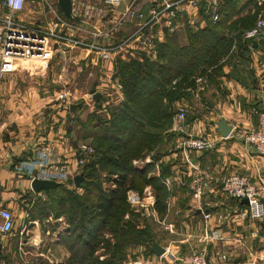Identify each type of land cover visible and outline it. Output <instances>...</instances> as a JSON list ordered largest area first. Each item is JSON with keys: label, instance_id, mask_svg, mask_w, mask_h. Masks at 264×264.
Returning <instances> with one entry per match:
<instances>
[{"label": "crops", "instance_id": "1", "mask_svg": "<svg viewBox=\"0 0 264 264\" xmlns=\"http://www.w3.org/2000/svg\"><path fill=\"white\" fill-rule=\"evenodd\" d=\"M144 2L145 7H148L147 2L149 1ZM262 2L264 0H259L257 3L261 5ZM186 9L189 16L193 15L190 8ZM182 15L183 18L175 23L174 30L169 32L163 27L162 32L156 33L158 44L162 43L169 33H178L179 43L185 44L186 29L192 28L190 20L194 24L196 22L194 17L191 18L186 13ZM200 18L202 22L197 27L203 28L205 18L201 16ZM228 30L226 34L232 39V45L222 60V74L217 79L219 89L218 86L210 87L204 98L209 104L208 111L205 114L198 113V117L193 119L186 115L188 120H185L183 133L174 132L171 123L170 128L163 134L161 143L154 151L132 162L135 170L146 171L147 180H159L163 200L160 204L162 208L160 214L157 213L155 204L154 209L146 210V213L141 205L137 208H130L133 212L131 220L137 222L139 229L147 225L150 228L152 240L165 250V254L159 258L146 252L144 254L146 257H143V252L147 248L131 245L124 251L126 256L123 254L121 257L125 260L123 264H177L172 261L171 255L177 257L191 249H201L203 245L197 241V236L200 235L204 225L200 208L209 216L206 222L209 228L218 230L223 238L222 242L205 247L211 264H243L250 260L254 262L256 260V264H264L263 225L244 217L242 213L245 205L223 196L216 184L206 187L200 204L194 200L190 189V179L186 177L185 155L176 149L179 140L187 135L200 136L209 133L218 139L220 135L216 131L215 123L219 120H225L233 129L242 131L249 132L257 127L256 112L260 108L264 82V42L254 41L256 46L249 47L248 42L242 39L243 33L246 32L245 29L237 26ZM88 56L86 53L82 61H85ZM94 60L92 57L91 63H95ZM104 64L110 71L109 64ZM20 70L4 77L0 92V208H7L13 213L16 217L15 227L26 212L30 213V198L35 200L45 198L44 192L35 194L31 191L29 177L16 172V168L34 157L38 149L47 144L56 154L63 157H70L71 148L81 141L95 145L92 138L83 139L79 136L81 127L77 121L85 122L82 120L83 115L79 114L81 109L77 106L74 110L63 108L62 111L57 110L56 112L54 110L56 106L51 105L53 103L51 100L40 99V102H32L28 96H25L28 94L27 91L22 93L17 86L18 77L21 75ZM95 93L100 95L97 101L104 99L101 92L96 90ZM85 105H88L87 102ZM186 105L188 108L191 107L189 102H185L183 106L186 107ZM175 106L179 107L180 103ZM187 158L192 164L212 173L215 178H221L233 172L247 175L252 179H256L259 175L264 176V158L258 156L251 146L239 141L232 133L227 139H218L214 150L190 152ZM162 167L166 171L165 175H161ZM74 170L75 168L71 166L70 172ZM48 179L60 183L56 177ZM143 187L150 190L155 202L157 193L152 184H146ZM134 215H139V218ZM64 218L61 216L55 219L49 213L48 216L42 218L43 225L47 223L54 226L44 231L40 230L39 222L41 221L38 217H35L33 221L30 220L28 225L33 226L23 227L22 232L20 231L17 235L19 241L22 240L19 236L23 234L29 236L27 239L29 247L25 248L26 246L19 242L13 251V254L18 257H14L24 259V256L28 255L30 260L28 262L25 260V264H69L73 251L69 246V226L64 222ZM124 219L128 220L129 215L127 214ZM158 222L168 226L170 231L164 230ZM13 234L11 237L14 236ZM11 237L0 236L1 264L4 262V255L10 250L8 241ZM106 237L110 238V235ZM110 241L113 243V240ZM102 250L104 252V249H96L92 257L98 261L106 258L103 256V259H100L99 252ZM131 250L139 252V256L128 257L127 253ZM216 251L226 253L228 260L226 262L214 260L213 255Z\"/></svg>", "mask_w": 264, "mask_h": 264}, {"label": "built area", "instance_id": "2", "mask_svg": "<svg viewBox=\"0 0 264 264\" xmlns=\"http://www.w3.org/2000/svg\"><path fill=\"white\" fill-rule=\"evenodd\" d=\"M46 2L48 14H55L53 10L58 7L56 0H22L19 8H13L9 0H0V92L4 77L11 75L25 67L29 62L42 64L52 58V45L67 47L69 50H78L92 55L93 59L110 64L111 70L108 72V86L106 91H100L105 97H109V91L114 93L113 103L108 99L101 100L100 112L110 104H118L124 100L122 87L114 79V68L117 60L128 61L138 59L141 54L155 59L158 38L156 34L162 32L163 27L167 30H174V25L178 19L183 18L185 12L189 16L186 8L191 9L194 16L203 15L210 22L219 19V6L221 0H148L149 5L145 7V0H71V20L64 16H56L55 26H62V30L43 31L41 28H34L20 19L24 14L28 4L40 5ZM57 11V10H56ZM202 11V14L200 13ZM192 27L196 24L190 20ZM49 24H47V27ZM75 33V36L70 35ZM243 41L252 46L253 41L264 42V11L258 15L252 28L242 35ZM199 81V80H198ZM176 80L171 82L175 85ZM92 93L91 103L95 107ZM57 101L68 110L71 102L65 92L58 93ZM104 102V103H102ZM257 127L252 131H242L233 129L232 134L239 141L251 146L255 153L264 158V82L260 108L256 112ZM186 112L183 106H179L173 116L172 129L174 132L183 133L185 129ZM231 135V134H230ZM219 140L223 138L218 137ZM218 139L210 134L200 136H183L176 144V149L185 155L187 166V176L190 179V189L192 198L199 204L208 185L219 188L221 194L227 198L241 202L247 200V205L242 213L246 218L262 224L264 227V176L259 175L252 179L247 175L236 172L230 173L221 178H215L207 170H203L192 164L187 158L190 152H208L216 148ZM71 156L63 157L54 152L50 145H44L36 152V155L16 168L19 174H25L30 181L34 178L40 180L54 181L48 179L56 177L60 183L71 181L74 175L79 172L92 160L96 154L94 145L91 142L81 141L74 148H71ZM75 168L70 172V167ZM73 183V182H72ZM126 201L130 208H137L140 205L145 210L154 209V200L150 190L144 189L142 193L128 190ZM204 218V225L197 241L203 245L201 249H191L183 255L177 257L170 256L177 264H211L205 247L209 244H217L223 241L218 230L210 229L206 223L209 220L200 208ZM148 212V211H147ZM26 218L29 214H24ZM16 217L7 208H0V236L10 237L14 231ZM164 230L170 231L168 226L163 225ZM264 243V235L262 236ZM160 256L159 258H162ZM103 259V257H100ZM213 259L217 262H226V253L216 251ZM243 264H256L254 261Z\"/></svg>", "mask_w": 264, "mask_h": 264}, {"label": "trees", "instance_id": "3", "mask_svg": "<svg viewBox=\"0 0 264 264\" xmlns=\"http://www.w3.org/2000/svg\"><path fill=\"white\" fill-rule=\"evenodd\" d=\"M232 4L226 0L219 6L218 21L205 18L203 28L186 29L184 45L175 33H169L156 46L155 59L141 54L138 59L117 60L114 78L122 87L124 100L109 106L105 114L94 111L91 119L77 121L81 127L79 136L92 138L96 150L82 170L84 179L79 188L69 191L62 185L44 192V199L29 201L31 207L44 203L40 219L49 215L48 208L55 219L66 218L73 251L69 264H120L124 249L131 245L145 246L146 252H150V228L144 225L139 229L137 222H132L126 192L134 189L142 193L144 185L152 184L157 193L156 211L160 214L163 191L158 179L147 180L146 171L135 170L132 162L144 158L161 143L171 126L175 105L192 101L198 78L205 77V82L219 89L222 60L232 45V39L223 30L239 26L247 31L256 21L252 24V18H243L228 24L230 17L235 16ZM224 24L228 26L223 27ZM173 80L176 84L172 86ZM100 104V100L95 101L98 112ZM165 173L162 167L161 175ZM127 214L129 219L125 220ZM100 248L109 254L102 262L92 257Z\"/></svg>", "mask_w": 264, "mask_h": 264}, {"label": "rangeland", "instance_id": "4", "mask_svg": "<svg viewBox=\"0 0 264 264\" xmlns=\"http://www.w3.org/2000/svg\"><path fill=\"white\" fill-rule=\"evenodd\" d=\"M47 1L48 4H50V1L49 0ZM225 1L226 0H221L220 5L222 6V3H224ZM227 1L233 2L231 6V10H233L232 12L233 14H235V16L230 17V19L228 20V24L234 23L235 20L236 22H238V20H242L243 18H252L253 19L252 24H253V22L257 19L258 15L261 14L262 10L264 9V2H262L261 5H258L257 2L259 0H227ZM147 3L149 5V2ZM56 10L55 9L53 10V13L55 14H48V8L46 2L44 1L40 2L39 6L37 5V2H35L34 4H28L24 14L20 16V19L34 28H41V30L43 31L50 29L59 32L60 30H62L63 27L60 25L55 26L56 16L58 18H61L63 14L59 10V7H57ZM194 21L196 22V26H199L198 24L202 22L200 16L197 15L194 16ZM47 24H49L48 27ZM228 24H224L223 27H227ZM155 30L157 33V29ZM223 31L227 33L226 29ZM175 34L179 36L178 33ZM70 35L75 36V33L70 32ZM51 47L53 50L51 59H49L48 61L42 64L29 62L28 64L24 65L25 67H23L20 70L21 75L18 77L17 86L21 89V92L25 93L27 91L28 94H25V96L26 97L28 96V99L32 100V102L34 101L35 103L40 102V99L41 100L46 99L49 101L51 100V102H53L51 103V105L55 104L56 106L55 108L57 109L54 108V110L58 112L57 110L62 111L63 106L60 104L59 101H55V100H57L58 93L62 91L67 93L71 104L78 106L81 109L79 114L83 115L82 120L91 119V116L92 114H94V111L100 114V111L98 112L95 109L94 105L91 103L90 95L92 93H95L96 90H98V92L106 91V86H108V78L110 74V73L107 74L109 69L105 67V64H103L97 59L94 60L95 63H91L90 59L92 60L93 57L92 55H89L85 59V61H82V57L86 55L85 52L78 51L75 49L69 50L67 49V47L58 46V45H52L50 46V48ZM81 52H82V56H80ZM114 72H115V68H114ZM114 79L117 83H119L117 78ZM204 80L205 77H200L196 80L195 83L196 90L194 92V98L192 99V102L189 103L191 106L190 108H188V105H186L187 108L183 106L185 105V102L180 103V105L184 107L186 111V115L188 116H193L198 113L205 114V112L208 111L209 104L206 102V99L204 98H206L208 90L212 86L208 82H205ZM111 91L112 90L109 91L110 93L109 97H105V99H108L109 103H113L112 100L115 97L113 96L114 93H111ZM85 102H87L88 105H85ZM114 103L115 104H110V105L114 106L118 104V102L116 101H114ZM107 109L108 107L105 109L104 114L107 112ZM177 110L178 107L175 106L174 113H176ZM138 165L140 166V164ZM81 172L80 174H82ZM102 177L107 179V176L105 174H103ZM63 184L64 186L67 187L66 189L69 191L75 188L73 184H71V181H68L67 183H63ZM105 186L108 187L106 183ZM27 199L29 200V198ZM42 204H38L37 206L33 205V207H31V210L29 211L30 212L29 217L28 218H26L25 216L21 217V219L16 224V227L14 229L15 234H13L14 233L13 231L12 234L14 236L12 237L10 236L11 240L8 241V246L10 250L8 251V253L4 255L3 264H9V263L25 264V260L26 262L30 260L28 255L24 256V259H20V258L16 259L14 256L18 257V255L13 254V251H14V247L17 244H19V242H22V244L26 246L25 248L29 247V245L27 244L28 243L27 239H29V236H25V234H23V236H19L22 238V240L19 241L17 235L20 231L22 232L23 227L30 228L31 226H33V225H28V222L30 220L33 221L35 217L39 218L41 216V213L39 211L41 209L40 207L42 206ZM48 211L49 213L51 212L50 208H48ZM40 220L41 222H39V227L41 231H44V229L49 230L54 226V225H49L47 223H45L44 226L43 220L42 219ZM64 222L67 223L66 218H64ZM125 250L126 249H124V251ZM145 253L146 251L143 252V255ZM123 254L126 256V253ZM139 254H140L139 252L137 251L133 252L132 250L128 251L127 253L128 257L131 258L139 256ZM99 255L100 257L106 256V258L100 260L99 262L104 261L109 256V254H106L105 252H103V250L99 252ZM143 257H146V255H144ZM14 259H16V261H14ZM118 261L120 264H123L122 262H125L124 258H121Z\"/></svg>", "mask_w": 264, "mask_h": 264}, {"label": "water", "instance_id": "5", "mask_svg": "<svg viewBox=\"0 0 264 264\" xmlns=\"http://www.w3.org/2000/svg\"><path fill=\"white\" fill-rule=\"evenodd\" d=\"M57 1V5L59 7V10L61 11V13L63 14V16L68 19L71 20V0H56ZM183 14H185L183 12ZM164 32L166 30H163ZM253 47L256 46V43L253 41L252 42ZM100 95L98 93H95L93 95V100L97 101L99 99ZM77 106L75 105H71L70 106V110H74ZM216 125V131L217 133L220 135L221 138L223 139H227L231 132H232V127L229 126L225 120H219L215 123ZM84 177L83 174H79L73 177V185L75 188H79L81 182L83 181ZM63 184L60 183H56L54 181H47V180H40L37 178H34L30 181V189L33 193L35 194H39L40 192H48L50 190H54L60 186H62ZM241 204L243 205H247V200L243 199L241 201ZM1 244H0V249H1ZM150 253L153 254L154 256L160 257L163 256L165 254V250L163 248H161L155 241H151V246L149 249Z\"/></svg>", "mask_w": 264, "mask_h": 264}, {"label": "clouds", "instance_id": "6", "mask_svg": "<svg viewBox=\"0 0 264 264\" xmlns=\"http://www.w3.org/2000/svg\"><path fill=\"white\" fill-rule=\"evenodd\" d=\"M22 0H9V4L13 8H19L21 6Z\"/></svg>", "mask_w": 264, "mask_h": 264}]
</instances>
